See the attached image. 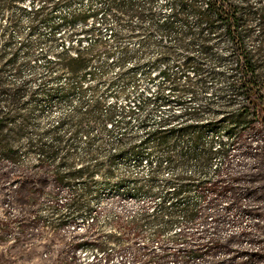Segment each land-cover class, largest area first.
Here are the masks:
<instances>
[{
	"label": "trees",
	"instance_id": "1",
	"mask_svg": "<svg viewBox=\"0 0 264 264\" xmlns=\"http://www.w3.org/2000/svg\"><path fill=\"white\" fill-rule=\"evenodd\" d=\"M11 1L0 0V9H6ZM33 1L40 4L32 12V20L46 22L50 11L82 0ZM84 1L82 6L65 13L52 27L54 30L69 27L66 35L69 41H74L54 61L72 82L61 97H67L75 89L82 94L84 80L88 77L101 79L102 69L109 62L119 69L117 79L122 82L119 92L123 93L125 103L118 108L110 105L101 110L99 101L81 99L75 107L76 114L63 117L59 126L39 132L33 125L36 113L45 104L38 99L41 90L30 89V79L13 82L5 76L8 71L18 75L21 69L16 62L14 41L9 35L0 46L1 161L8 162L15 169H23V156H35V172L46 168L54 173L56 182L68 183L86 172L84 167L75 169L74 162L66 163L75 151V137L110 122L108 129L101 128L95 134L100 140L106 132L115 133V155L128 153L140 162L144 159L150 167L147 177L143 183L140 179H133L136 188L142 189L145 185L152 187L165 167L174 170L192 166L200 172L211 166L212 158L225 157L229 147L235 146L249 116L255 120L261 118L258 113L262 110L261 92L264 89L260 81L264 74V0ZM10 22L11 26L17 24L14 18ZM78 23L79 30L73 28ZM108 26H112L109 36L102 41L101 28ZM132 39L137 40L134 45L137 49L128 44ZM84 40L87 44L82 49L75 50L72 56L68 54L74 45L80 46ZM24 45L27 59L23 64L41 59L48 73L53 67L52 60L46 59L42 49L35 50L38 42ZM96 45L103 47L98 55L104 57L102 61L95 60L94 56L86 57ZM96 61L99 66L94 65ZM127 63L129 66L125 67ZM142 80H146L150 87L142 88L139 85ZM91 90L95 92L96 87ZM131 94L135 95L132 99ZM174 108H178L179 113L175 114ZM161 109L166 110V114L156 116ZM62 125L65 127L63 132L58 129ZM208 130L217 138L222 132L227 143L221 142L214 149L212 137L205 145L199 144ZM96 149L87 140L83 151L89 154ZM26 182L21 180L19 183ZM206 184L211 186L213 183L200 181L194 178V174L162 179L165 192L152 194L161 200L160 212L151 215L155 220L164 215L167 223L170 218L185 213V207L180 206H186L181 202L187 189ZM169 200L174 201L170 209L165 206ZM77 210V214L85 212L80 208ZM260 222L232 236L241 238L238 244L226 246L231 249L229 253L233 262L248 263L260 253V243H253L257 238L249 236ZM184 234L178 233L181 244L178 250L191 254L192 259L207 257V254L212 257L214 249L225 244L199 239L190 245ZM170 256L172 262L162 264H183L178 255L173 253ZM167 257H163L164 261ZM151 261V264L157 262ZM77 264L84 263L78 261Z\"/></svg>",
	"mask_w": 264,
	"mask_h": 264
},
{
	"label": "rangeland",
	"instance_id": "2",
	"mask_svg": "<svg viewBox=\"0 0 264 264\" xmlns=\"http://www.w3.org/2000/svg\"><path fill=\"white\" fill-rule=\"evenodd\" d=\"M84 2L50 11L46 22L32 20V12L40 4L37 1L12 0L6 2L9 4L6 9H0V46L10 35L17 52L16 62L21 65L18 75L8 71L5 76L13 82L30 79L29 88L41 90L38 99L45 104L36 113L33 125L39 132L59 126L63 117L76 114L75 107L81 99L99 101L101 110L110 105L118 108L125 103L123 93L119 92L122 86L121 80L117 79L119 69L109 62L102 69L101 79L88 77L84 80L82 94L75 89L67 97H61L72 82L54 61L74 41H69L66 35L69 27L61 26L55 30L52 27L65 13ZM12 18L16 19V25L11 26ZM79 26V23L74 24L73 28L79 30ZM110 28L112 26L101 28L102 41L109 36ZM35 42H38L35 50L42 49L46 59L52 60L53 67L48 73L41 59L23 64L27 59L24 44L34 45ZM135 42L137 40L132 39L128 44L134 47ZM86 44L84 40L80 46L74 45L68 54L74 55L75 50ZM134 48L137 49L136 46ZM101 51L102 45H96L86 57L94 56L95 60L102 61L104 57H98ZM98 61L94 65L99 66ZM128 66L129 63L125 67ZM260 81L264 84V74ZM139 85L150 87L146 80ZM92 87H96L95 92H92ZM132 95L135 96L129 95L131 99ZM261 95L263 106L258 113L261 118L255 120L249 116L246 119L242 136L235 146L229 147L225 157L215 156L211 166L200 172L192 166L174 170L165 167L152 187L136 188L133 179H140L143 183L150 167L144 159L140 162L131 154L115 155V133L106 132L98 139L99 135L95 133L101 128L108 129L110 122L75 137V151L66 163L74 162L75 169L84 167L86 172L68 183L56 182L49 169L41 168L35 172V156H23V169H15L0 160V264H77L78 261L84 264H151V260L162 264L172 262L170 255L173 253L181 257L183 264H264V89ZM160 111L155 115L164 116L167 112L164 109ZM173 112L179 113V109L174 108ZM63 128V125L58 127L61 132ZM217 136L208 130L198 143L205 145L212 137L214 149L221 142L227 143L222 132ZM87 140L97 148L89 154L83 151ZM190 174L213 184L187 189L181 202L186 206H180L185 207V213H179L167 223L164 215L155 220L151 214L155 211L159 214L161 200L152 194L165 192L162 179ZM21 180L27 182L20 185ZM173 202L169 200L165 206L170 209ZM78 208L85 212L77 214ZM256 221L261 222L255 232H249V236L257 238L253 243H260V253L248 263L233 262L229 253L231 249L226 246L238 244L241 238L232 236L248 230ZM179 232L185 233L190 245L199 239L225 244L215 248L212 257L207 254V257L192 259L191 254L178 250L181 245ZM162 254L169 258L164 261Z\"/></svg>",
	"mask_w": 264,
	"mask_h": 264
}]
</instances>
